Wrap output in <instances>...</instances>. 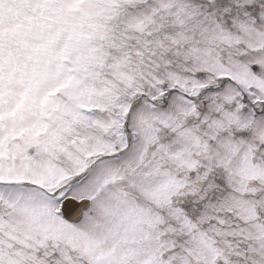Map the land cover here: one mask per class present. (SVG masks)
<instances>
[{
  "label": "snow or ice",
  "instance_id": "6c2138e0",
  "mask_svg": "<svg viewBox=\"0 0 264 264\" xmlns=\"http://www.w3.org/2000/svg\"><path fill=\"white\" fill-rule=\"evenodd\" d=\"M0 264H264V0H0Z\"/></svg>",
  "mask_w": 264,
  "mask_h": 264
}]
</instances>
